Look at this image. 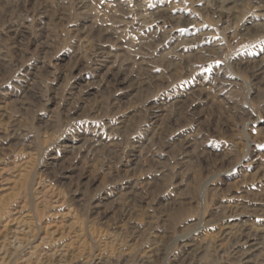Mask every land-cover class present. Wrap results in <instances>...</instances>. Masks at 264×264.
<instances>
[{
    "label": "rangeland",
    "instance_id": "1",
    "mask_svg": "<svg viewBox=\"0 0 264 264\" xmlns=\"http://www.w3.org/2000/svg\"><path fill=\"white\" fill-rule=\"evenodd\" d=\"M0 264H264V0H0Z\"/></svg>",
    "mask_w": 264,
    "mask_h": 264
}]
</instances>
